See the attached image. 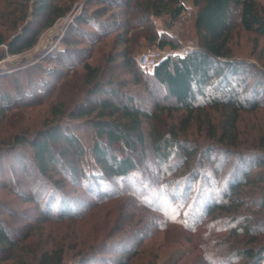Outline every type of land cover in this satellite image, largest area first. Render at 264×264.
Returning a JSON list of instances; mask_svg holds the SVG:
<instances>
[{"label": "trees", "instance_id": "obj_1", "mask_svg": "<svg viewBox=\"0 0 264 264\" xmlns=\"http://www.w3.org/2000/svg\"><path fill=\"white\" fill-rule=\"evenodd\" d=\"M78 1L23 0L20 16L7 28L5 15L0 16V49L5 47L12 55L29 49L36 33L30 35L28 16L41 23L39 30L48 29L70 14ZM191 1L197 8L196 42L191 53L183 55L174 38L168 39L155 25L156 19L165 17V26L170 28L185 11L181 0H83L81 13L61 38L63 48L53 49L42 58L55 65L42 66L45 77L59 83L56 88L49 87L44 78L35 84L40 97L48 98L55 92L46 108V127L32 136H15L8 148L29 156L38 175L32 184L34 189L40 183L45 186L34 201L37 209L42 201L43 210L33 221L0 205V210L7 213L0 218V264H67L68 259H73V264H97L101 260L106 245L102 237H109L110 232L103 230L99 245L97 237L89 243L70 234L46 242L36 240L29 229L25 232L32 222L44 230L50 222L82 220L80 198L64 191L70 181L84 184L99 204L121 196L120 191H113L111 182L128 185L124 191L135 192L138 201L145 204V212L168 214V221L160 227V231L167 230L179 214L172 216V209L163 206L165 201L160 196L169 189L157 188L138 169L148 157L157 167H166L168 173L181 170L171 180L175 186L172 190L180 185L186 189L197 182V198L182 217L185 230L193 233L202 226L210 227L213 231L207 240L223 254L215 256L204 249L194 264H224L239 257L244 264H264V73L250 74L247 63L233 57L229 48L235 25L264 38V6L260 0ZM91 3L101 6L88 13L84 7ZM22 23L21 31L8 38ZM81 25L90 30H80ZM80 32L87 34L85 43L89 47L83 52L72 47ZM143 41L160 51L169 49L151 70L139 64ZM94 48L98 63L84 62L81 72L75 73L77 64L69 62L78 55L91 57ZM2 57L0 54V60ZM117 68L123 72L115 73ZM122 75H130L132 81ZM156 86L171 102L164 106L155 102L149 110L146 100L137 93L150 97ZM19 99L25 98L0 95V118ZM38 99L33 98L31 103ZM245 116L249 117L246 121ZM65 119L83 120L92 131V161L86 168L70 166L66 160L68 156L76 162L85 150L73 131L76 124L63 126L61 121ZM6 144L0 143V184L5 170L18 163L12 159L11 167L4 162L7 149L2 146ZM60 144L63 151L58 150ZM19 171H25L24 163ZM210 173L217 178L212 179V187L204 186L203 180ZM34 198L29 196L30 201ZM14 218L25 224L18 226L9 220ZM150 221L131 248L122 250L111 264L131 263L138 254L136 246L155 226L154 219ZM245 238L250 242L238 246ZM67 241L73 244L66 246ZM163 264H180V258H170Z\"/></svg>", "mask_w": 264, "mask_h": 264}, {"label": "rangeland", "instance_id": "obj_2", "mask_svg": "<svg viewBox=\"0 0 264 264\" xmlns=\"http://www.w3.org/2000/svg\"><path fill=\"white\" fill-rule=\"evenodd\" d=\"M22 1L23 0H0V16L5 15V17H7L6 19L3 16L6 28L15 17L17 18L20 16L22 11L19 7L22 5ZM181 2L185 7V11L173 22L170 28L165 26V21L167 20L165 17L156 19L155 25L158 31H164L168 39L170 37L174 38V41L179 45V51L182 52L188 47L195 46L196 35L194 20L197 8L192 4L191 0H181ZM260 2L264 6V0H260ZM82 4L83 0H79L74 4L70 14L58 20L48 29L39 30L41 23L32 20L31 16H28L26 19V26L30 29V35L36 33L35 43L29 49L14 55L9 54L5 47L0 49V54L3 55L0 60V95L7 94L12 98H25L22 100L19 99L17 103L15 102L12 107H9L6 110L3 117L0 118V143L4 141L5 143L7 142L6 145L2 146L7 149V156L5 157L4 162L11 167L14 166V161H12V159L15 160V163L18 162L15 167L10 168L14 171L6 169L4 177H1L3 178V183L0 184V205L6 206L12 210H17L24 216H30L32 221L39 215V210H43L41 206L42 201L39 202L40 204L38 203V209L36 208L34 201H37V194L42 186L45 185L40 183L38 184L37 189H34L32 184L37 181L38 175L33 168L29 156H20L17 152L8 148H11L10 142L15 136H23L26 134L32 136L39 129L46 127V108L48 101L55 96V92L49 94L50 96L48 98L40 97V92L38 93L39 89L36 87L38 85L35 86V84L39 81L41 82L44 78L48 80L49 87L54 86V88H56L59 83L50 81L48 77H45L46 75H44L41 70L42 66L53 67L55 65L50 62L42 61V58L53 49L63 48L61 38L66 30H69L71 27L70 24L72 21L81 13L83 9ZM100 6V4L91 3L84 8L88 13H91ZM24 23L20 24L15 32L10 33L8 38H11V36L17 32H20ZM80 28V30H90L87 25H81ZM80 33L82 36L76 35V38L79 37L76 39L77 42L72 45V47L75 48V50H80L79 52H83L89 48L85 43L87 40V34ZM110 38L107 40H111ZM68 40L70 42L72 41L71 39ZM229 48L233 57L247 63L246 68L250 74L255 72L264 73V38H261L254 33L244 31L238 25H235L231 33ZM147 50L156 51L159 49L156 46H149L143 41L142 47L138 51V57ZM168 51L169 49L165 48V50L161 52L165 55ZM94 52H96V48L93 49L91 57L88 58L86 56L78 55L74 57V61L69 62L77 64L74 68L75 73L81 72L80 65L84 62H89L91 64L98 63V56ZM35 64L38 66L33 67ZM114 72L122 73L123 70L117 68ZM122 77L126 80H130L129 82L132 81L130 75H122ZM130 88L132 91L135 89L133 86ZM153 91L154 93L153 95L151 94L150 97L146 96L145 93H142L141 91L137 93L141 98L146 100V106L149 110L152 109V105L155 102L160 103L162 106L171 102L166 98L163 89L156 86L153 88ZM27 95L28 97H26ZM37 97H39L38 101H33L31 103V100ZM246 119H249V117L245 116V121ZM82 122L83 120L72 121L68 119L61 121L63 126L71 127L72 124H76L74 125L75 128H72H74L73 131L78 136V139L85 150V154L76 162L69 159L68 156L66 157V160L70 162V166H76L78 169L86 168L87 164L92 161L89 154L93 136L92 131L89 126ZM50 125L52 124H47V126ZM242 125L244 126L245 124ZM23 150H27V148L24 147ZM58 150H64L62 144L58 146ZM22 163L25 164L24 172L19 171ZM165 168L157 167L151 157H148L146 161L143 160L138 167L139 170L144 172L146 178L152 181L157 188H161L162 186L165 189H169L166 194L162 193L160 196L163 201H165L163 206H169L172 209V216H174L176 212L179 215L174 221H170L172 225L168 227L167 230L160 231V227L163 225V222L165 223L168 221V214L162 211L145 212V204L142 201H138L135 192H128V189L124 191L128 185L111 182L113 191L115 193L120 191L121 196L107 198L99 204L100 201L95 198L93 193L88 192L84 184L75 185V183L70 181L64 185V191L71 196L80 198V200H78L79 202H77L81 207L77 206L83 213L82 215L84 217L82 220L73 223L68 221L62 223L50 222L47 225H44V230L39 223L32 222L30 225H25L27 227L25 228V232L29 229L35 234L36 240L41 241L44 239L46 242L50 241L53 237L67 238L70 234L76 235L89 243L94 237H97V245L100 244L103 230L106 233L110 232L109 237H102L103 242H101L106 245L104 251H102L101 260H99L97 264H111L122 250H128L131 248L137 236H139L141 232L143 233L142 228H144V225L146 224L145 226H149L150 222H152L150 220L154 219L155 226L148 231V236L143 238V243L136 246L138 254L131 260L130 264H149L153 262L154 264H163L164 262H168L170 258H180V264H194L197 260L195 258L198 254H202L201 252L204 249L210 251L215 256H221L223 253H218L220 248L210 244L207 240V237L212 234L213 231H211L210 227L202 226L196 232L190 233L187 229L185 230L182 221L184 212L197 198H195L197 194V182H194L186 189H184L183 185H180V187L174 191L172 188H175V186L173 187V181L171 180H173L181 170L168 173ZM214 177L215 176L210 173V177L203 180L205 183L204 186L207 185L210 187ZM215 178H217V176ZM123 186L124 188L122 189ZM151 189L158 191L152 187ZM19 194H22L23 197L19 198ZM31 195L35 197L32 201L29 199V196ZM6 214V212L0 210V218H5ZM55 214L56 209L53 211V215ZM9 220L11 222H16L18 226L25 224L18 218ZM203 222H205V220ZM249 242V239L245 238L242 242L240 241V243H238V246L241 244L247 245ZM71 244H73L72 241H67L65 245L69 246ZM96 244L95 246H97ZM72 254L73 253L71 252L68 258H70ZM68 260L67 264H73V259ZM74 263H77V261ZM224 264H244V261L239 257Z\"/></svg>", "mask_w": 264, "mask_h": 264}, {"label": "built area", "instance_id": "obj_3", "mask_svg": "<svg viewBox=\"0 0 264 264\" xmlns=\"http://www.w3.org/2000/svg\"><path fill=\"white\" fill-rule=\"evenodd\" d=\"M192 48L193 47H188L184 51H182L183 55L191 53ZM163 56L164 53L159 50L156 51L147 50L140 55L139 64L142 67L151 70Z\"/></svg>", "mask_w": 264, "mask_h": 264}]
</instances>
